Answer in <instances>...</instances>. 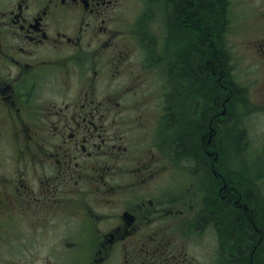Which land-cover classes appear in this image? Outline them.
<instances>
[{"label": "flooded vegetation", "instance_id": "flooded-vegetation-1", "mask_svg": "<svg viewBox=\"0 0 264 264\" xmlns=\"http://www.w3.org/2000/svg\"><path fill=\"white\" fill-rule=\"evenodd\" d=\"M190 1L0 0V243L64 225L67 264L264 255V0L215 23Z\"/></svg>", "mask_w": 264, "mask_h": 264}, {"label": "rangeland", "instance_id": "rangeland-1", "mask_svg": "<svg viewBox=\"0 0 264 264\" xmlns=\"http://www.w3.org/2000/svg\"><path fill=\"white\" fill-rule=\"evenodd\" d=\"M232 1L234 2V0ZM236 9L238 13L239 12L242 13L241 10H244L243 7L240 8L236 7ZM64 227H65L64 225H61L58 227V230L56 228H49L48 233L53 235L47 237V239L42 242L32 241L30 243H26L23 241H14V242L6 243L2 241L0 243V250L8 251V256H5V254H1V256L3 257L2 259L6 261L9 260L11 264H15V262L17 263L18 261L21 263L23 262L25 263V259L29 258L28 256H30V252H32L33 255L45 254L47 256V264H67L69 258L66 257L65 251H70V250L76 251L77 249L81 248L80 246L81 244H78L74 241H63ZM58 231L61 233L62 235L61 237L54 236V234ZM190 249L193 260L195 259L199 261L201 264H203L205 257L203 256L202 251L204 250L200 246V244L198 243L195 244L194 242H192ZM212 260L214 264L215 258L212 257ZM255 264H264V255L261 254L259 258H255Z\"/></svg>", "mask_w": 264, "mask_h": 264}, {"label": "trees", "instance_id": "trees-1", "mask_svg": "<svg viewBox=\"0 0 264 264\" xmlns=\"http://www.w3.org/2000/svg\"><path fill=\"white\" fill-rule=\"evenodd\" d=\"M196 1L197 2V5H198V10H203V9H206L207 10V17H208V20L210 22H213L215 23V16L218 17V10L219 9V6H218V2L222 1V0H191L190 1V6L193 4V2ZM224 4L223 5V9H225V2L224 0L222 1Z\"/></svg>", "mask_w": 264, "mask_h": 264}]
</instances>
